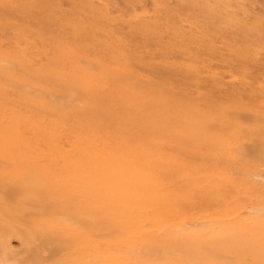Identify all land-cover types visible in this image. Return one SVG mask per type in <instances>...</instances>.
I'll return each mask as SVG.
<instances>
[{
  "label": "rangeland",
  "instance_id": "1",
  "mask_svg": "<svg viewBox=\"0 0 264 264\" xmlns=\"http://www.w3.org/2000/svg\"><path fill=\"white\" fill-rule=\"evenodd\" d=\"M27 1L0 0V264H264V0L222 7L239 33L185 0ZM108 71L90 102L55 89ZM98 99L106 127L68 115ZM183 112L190 142L167 139Z\"/></svg>",
  "mask_w": 264,
  "mask_h": 264
},
{
  "label": "bare ground",
  "instance_id": "2",
  "mask_svg": "<svg viewBox=\"0 0 264 264\" xmlns=\"http://www.w3.org/2000/svg\"><path fill=\"white\" fill-rule=\"evenodd\" d=\"M232 1H234V0H185L184 1V5L189 7L191 10H193V11H195L197 13H200L202 15V18H204L205 20L209 19L210 21H206V23L208 25H211V26L213 24H215V21L218 19V10H222V12H223L222 13L223 14V24H224L225 28H227V29H229V30H231L233 32L236 31L237 33L243 32V31H247V27L245 25H239L236 22H234L233 18L231 16V13L227 12L226 9L222 8L224 5H226V4H228L229 2H232ZM208 2H211V4H207ZM29 3H30V0L27 1V3L26 2L25 3H21V6H19L20 9H22V12H23L22 16L23 15L26 16L27 14L30 13V12H28V11H30L29 10ZM36 20H38V19H36ZM55 21L58 24H60V25H57L59 30L63 29L64 27H68L69 26V25L62 26L60 21H58V20H55ZM66 22H68V21H66ZM43 23L44 22L39 23L37 21V26H38V29H39L40 33L43 32V31H46V29L48 27V24H43ZM47 23H48V21H47ZM66 24H68V23H66ZM202 24L204 25L203 19H202ZM80 27H83V26H80ZM79 29L80 28L76 27V25L75 26H70L69 33L74 35V36H76L77 38H79V40H81V42L83 43V46H84L82 49H86L87 46H88L87 42L94 41V38H93L92 34H93L95 28H94V26L90 25L89 27H87V30H84L85 27L81 28L80 30ZM16 30H18V29H16ZM131 30H132V34L133 35L137 36L139 34L141 36V35L145 34L146 32L149 33L150 32V27L140 25L138 27H136V26L132 27ZM36 33H38V31ZM201 37H204L203 41H205L207 35L205 33H203ZM104 38L106 39V36ZM107 38H108V36H107ZM50 41H51V39H50ZM100 41H102V40H100ZM100 41H98V40L96 41L95 40V42H96V44L98 46L103 45L101 47L102 48L104 47V51L102 50V52H103V54L105 53L108 56V58H106V59L109 61V64H108V68L109 69L112 68V69L116 70L115 66H116L117 62H121V63H126L127 64V61L130 59L128 54L126 55V54L119 53V52H121L120 49L123 47V45H122L123 41L122 40H121L122 42L120 41V42L117 43L120 49H117V48L115 49L113 47V49H115L114 51L111 49L112 48L111 45H113L112 42H111V44L109 46L107 44V42H100ZM103 41H104V39H103ZM52 42H56V39H54V41L52 40ZM59 43H61V42H59ZM117 44H116V46H117ZM106 46H108V47H106ZM117 50L119 52H117ZM76 53H75V55L74 54H70L68 58H70V60L74 61L75 58L78 57ZM1 57L2 56H0V58ZM104 57H106V56L104 55ZM73 61H69V62H73ZM99 62H101V61H97V63H99ZM97 63L95 62L96 65H97ZM118 70H124V68L120 67ZM73 71H74L73 72V74H74L73 78H76V79H78V77L80 75H91V73H89L88 71H86V70L82 71L81 69H79L77 67H75V70L73 69ZM106 71L107 70H105L103 73H105ZM0 72H2V71H0ZM103 73L96 72L95 75L96 76H100V78L95 77L96 79L93 80L92 82H89V81H86V80H80L81 85L80 86H76L77 89L74 87L75 83L73 82L74 84H71V82H69V81L68 82H66V81L63 82L62 84H60L61 85L60 88H55V89H60V90L63 89L65 91H70V92H68L66 94L68 98L70 96H72V95L75 96V97L76 96L77 97H82L83 96V97L86 98L87 102H90V100L88 98V97H91L90 93H98V91H101L100 93H102V92L110 93L109 85H110V82H111V75H110L109 71L104 76H102ZM46 83H47V85H50V86L53 85L52 83H49V82H46ZM50 86H47V87L50 88ZM128 87H130L131 90L134 89L132 83H130L129 86H127L125 84H118L115 87V91H118V93H123V91H127L128 90ZM69 88H72V90H70ZM76 90L79 93H76ZM165 102L166 101H164L163 99H159L158 100V103H159L160 107H162L165 104ZM93 111H95L97 113V117H95L94 115L89 116L88 114H86L84 112H80V111H78L75 114L72 113V112H68V115L73 117L78 122H81V121L85 122L84 124L86 126H88V127H92V126L97 125V122H99V124H100L101 121H102L101 125L103 127H106L105 126V117H106L105 114L108 113V110L107 109L104 110V108L102 107V104L100 103L99 99L97 101V107L95 106ZM206 115H204V114H200L199 115V117L201 116V121L202 122H205V121L208 120L207 116L209 114L207 116ZM219 119L220 118H218V120ZM187 122H191V120L189 118H187V114H185L184 112L182 113V120H179V121L171 120L170 123H169V136L167 137V139H176V141H178V139H179L178 142H188L190 140L191 136L193 135V132L192 131H187V126H186ZM127 125L128 124L126 122V126ZM171 137H173V138H171ZM203 141H208V140L203 139ZM208 146H211V145H209V143H206L205 147H208ZM206 152H207V150H206ZM208 152H209V150H208ZM210 152H211V150H210ZM259 152H260V150H259ZM208 155H209V153H208ZM30 234H32V233L30 232Z\"/></svg>",
  "mask_w": 264,
  "mask_h": 264
}]
</instances>
